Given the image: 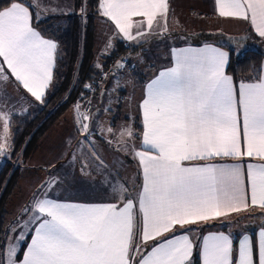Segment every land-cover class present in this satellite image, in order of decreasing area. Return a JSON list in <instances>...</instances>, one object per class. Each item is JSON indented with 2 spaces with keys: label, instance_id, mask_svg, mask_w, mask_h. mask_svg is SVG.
Segmentation results:
<instances>
[{
  "label": "snow or ice",
  "instance_id": "obj_1",
  "mask_svg": "<svg viewBox=\"0 0 264 264\" xmlns=\"http://www.w3.org/2000/svg\"><path fill=\"white\" fill-rule=\"evenodd\" d=\"M215 2L221 17L248 21L254 34L264 39V0ZM98 4V14L113 22L125 41L140 43L147 35L139 30L133 34L134 16L145 17L148 29L155 21L161 32L167 31L166 23L160 25L157 19L167 21V0ZM38 19L36 5L23 0H9L0 8L4 117L11 99L6 93L9 83L21 90V100L31 103L30 95L46 102L57 43L33 27ZM171 53L173 66L146 85L140 104L142 133L136 138H142L144 150L133 148L140 168L137 196L100 204L66 202L51 195L58 179L45 184L23 208L21 217L27 219L10 225L0 247V264H264V228L254 244L247 234L234 240L222 230L205 233L189 227L245 210L249 199L264 209V164L244 160H264V77L235 84L226 74L229 53L210 44L172 48ZM79 111L74 109L76 131L91 144L92 132L83 122L88 117L77 122ZM4 117L0 119L6 138L10 119ZM128 135L133 136L131 130ZM13 145L0 143V156L14 151ZM226 158L240 162L218 163ZM89 159L96 162L92 155ZM85 167L81 164V171ZM97 167L102 170L101 164ZM197 232L201 234L192 235Z\"/></svg>",
  "mask_w": 264,
  "mask_h": 264
},
{
  "label": "rangeland",
  "instance_id": "obj_2",
  "mask_svg": "<svg viewBox=\"0 0 264 264\" xmlns=\"http://www.w3.org/2000/svg\"><path fill=\"white\" fill-rule=\"evenodd\" d=\"M28 3L36 5V11L39 14L38 21L44 20L49 16H61L68 15L73 12L74 0H26ZM178 0H167L169 5V15L167 21L157 19L160 21V25H167V31L161 32L160 26L154 21L153 28L148 29L146 18L132 20L133 28L131 31L135 34L138 30L142 31L146 29L147 35L140 38V43L135 41H128L132 45L145 44L140 52H136L134 56H131L129 60L135 61L136 68L134 73L130 71L125 63L119 66V71L113 75L110 82L109 93L114 101L109 104H100L98 100H95L91 114L101 112V116L97 120L95 117H90V120H84V123L89 124V129L92 132L90 136L91 144L84 142V135L78 134L77 139L71 137V130L76 128L74 122H63L58 130L48 140L43 142L42 146H38L33 149L29 156L25 158L21 164V180L18 188L15 190L12 198L8 202V217L6 219V225L8 229L14 222H20L26 220L27 217H21L23 208L29 205L35 193L40 191L39 186L43 181L47 180L49 175L62 173V183L60 190L64 193L67 199L62 201L76 202L84 204H100L109 202H118L119 199L124 196L136 197L137 196V183L136 176L139 177L140 169L138 167V161L134 156L133 147L135 146L132 137H129L128 131L131 130V124L125 122L123 119L125 116H130L133 120L135 112L138 113L139 102L144 95V88L138 86L136 80L143 79L147 72L152 74V71H157L160 68L166 66L169 62V49L175 46L179 41L190 39L196 35L195 32H203L204 34L221 33L219 31L218 23L209 16L198 15L196 12L191 11L193 19L197 24L196 28L191 27H179L176 26L173 20V13L175 12L176 2ZM178 12V10H176ZM143 21L142 29L139 22ZM160 32V35H154L153 33ZM119 38L118 29L115 28L113 22L107 20V18L101 15L97 20V53L99 58L110 54L115 47V43ZM239 50V49H238ZM239 52V51H238ZM59 50H57V56ZM62 55V52L60 56ZM142 59L144 66L137 63V60ZM100 62V61H99ZM139 83V81H138ZM126 92L123 100H118L117 95L119 92ZM13 92L12 88L6 89L7 96ZM0 93L4 92L0 90ZM11 99L7 103V107L4 109L8 112V116L4 117V112H0V117L5 119H12L17 115L23 116L29 114V112H36L41 108V103L34 105L33 102L28 103L26 100ZM108 98V100L110 99ZM19 101V102H17ZM116 101L121 102L120 118L114 124V114L109 111H105L107 108H115L112 103ZM118 103V102H117ZM102 105L104 107L102 108ZM3 105H0L2 107ZM14 106V107H12ZM115 111V110H113ZM90 114V115H91ZM89 115V114H88ZM82 117H85L80 110L76 114V120L79 122ZM89 118V116H87ZM94 119V120H93ZM98 123L91 127V122ZM4 120L0 119V143H4L6 146L12 143V131L8 128V132L1 135L3 130ZM74 125V126H73ZM99 127V128H98ZM100 139L105 140V145L101 144ZM70 145V147H69ZM59 148L60 151L49 156L46 149ZM70 149V153H73L77 159L72 160L70 153L66 155V150ZM7 151L3 156H0V169L3 163L8 158ZM92 155L96 157V162L89 159ZM130 158L136 166L132 171L131 168L119 163V159ZM47 164H51L53 167L48 168L47 171L41 167L46 168ZM81 164H85L84 171H81ZM97 164H101L102 170L98 169ZM137 170V171H136ZM139 171V172H138ZM109 178L112 181L111 187H109ZM127 185L125 190L124 185ZM62 197L61 194L57 195ZM245 223H249V217L244 216ZM257 219H259L257 217ZM229 221V222H227ZM231 219H228L219 228H225L230 232H233ZM264 224V222H263ZM5 225V229H6ZM200 229V228H198ZM7 230V229H6ZM8 231V230H7ZM206 232L207 230H202ZM200 232L193 233L192 235H199ZM9 242H12L11 236H9Z\"/></svg>",
  "mask_w": 264,
  "mask_h": 264
},
{
  "label": "trees",
  "instance_id": "obj_3",
  "mask_svg": "<svg viewBox=\"0 0 264 264\" xmlns=\"http://www.w3.org/2000/svg\"><path fill=\"white\" fill-rule=\"evenodd\" d=\"M23 3L29 4L26 0H23ZM8 4L9 0H0V8ZM98 7V0H85L83 7L81 0H74L71 14L49 16L44 20L34 21L43 37L57 43L59 55L57 56L56 53L52 83L45 94L46 102L41 103V108L38 111L29 112L23 116L17 115L10 120L9 128L12 131L14 151H7L8 158L0 169V247H3L8 230L6 225L9 213L8 202L19 186L23 160L29 156L33 149L38 148L48 132L70 109L78 106V101L82 105L87 104L86 114H90V111H87L88 106H91L92 110L95 100H98L100 104H109L108 98L112 97L109 93L110 82L113 75L119 71L118 65L121 62L125 63L132 74L134 73L136 62L129 58L136 52H140L145 44L132 45L123 40L120 34L114 50L98 60L97 20L101 17L98 14ZM209 38L230 53L227 73L237 85L240 82L259 81L262 76L264 50L257 46L241 47L240 50L234 49L233 43H230L234 38L223 33L202 37L194 36L190 39L194 44L202 45L210 40ZM141 80L138 79L139 82ZM85 85H89L92 90L86 89ZM124 96L125 92L121 91L117 98L123 100ZM120 105L118 104L117 107L111 108L109 111L114 114V124L120 118ZM136 133L137 137H140L139 124ZM237 217L239 218L230 221L233 224V232L229 233L233 238L238 240L245 231L244 227L254 235V230L257 229L256 223L250 221L243 227L245 217L243 215H237ZM251 217L249 216L250 219H253ZM251 229L252 231H250ZM168 235L171 236L172 233ZM252 238L255 244V237ZM193 258L196 259L195 256Z\"/></svg>",
  "mask_w": 264,
  "mask_h": 264
},
{
  "label": "crops",
  "instance_id": "obj_4",
  "mask_svg": "<svg viewBox=\"0 0 264 264\" xmlns=\"http://www.w3.org/2000/svg\"><path fill=\"white\" fill-rule=\"evenodd\" d=\"M176 5L177 6L175 7V12L173 13L174 14L173 15V20H174V23L176 24V26H179V27L186 26V27L196 28L197 27V24L195 23V21L193 19V15H190V13L192 14L191 11H194V12H196L197 16L198 15H205V16L211 17L213 20H215L218 23V25H219V31H222L221 33H223L225 35H228L230 37H233L234 39H233V41H230V43H233L232 45H233V48L234 49L236 48V49H239L240 50V49H242L241 47L257 46L258 48H261L262 50H264V39H261V38H259L258 36H256L254 34V31L252 30V28L250 26V23L248 21H244V20H241V19H238V18L221 17L219 15L218 6H217L215 0H178L176 2ZM176 10H178V12H176ZM168 15H169V11H168ZM140 18L143 19L144 17L134 16V17H132V20H137V19H140ZM33 27L36 28L34 22H33ZM142 27H143L142 25L141 26H138V29L139 28L142 29ZM36 30L39 31L37 28H36ZM142 31L143 32H146V29L144 28ZM195 33L199 37L206 36V35H208V36L209 35H212V34H204L203 32H195ZM120 35L122 36V34H120ZM209 39L210 40H207L202 45H196V44H194L191 39H186V40L184 39V40L179 41L172 48H185V47L199 48V47H203L204 44H210V45L215 46V47H220L216 43V41H213L211 38H209ZM255 39H257V40H255ZM220 48L222 50L228 52L226 49H224L222 47H220ZM171 49H169V62H168V64L166 66L160 68L157 71H152V74L150 72H147L145 74L144 78L139 83L136 80V83L138 84V86H141V87L144 88V95H145L146 85L152 79L155 78V76L158 74V72L161 71V70H164L165 68H168V67L173 66ZM56 53H57V51H56ZM229 57H230V53H229ZM0 59H2V58H0ZM100 59L101 58L98 57V60H100ZM55 61H56V54H55V60H54L53 69H54V66H55ZM229 61H230V59H229ZM137 63H139L142 66H144V64H145V62L142 59L137 60ZM228 65H229V62L226 65V74L227 75H228V73H227ZM262 77H264V62L262 64V76H261V78ZM51 83H52V81H51ZM51 83H50V85H51ZM50 85L46 89V92L50 88ZM8 88H12V90L16 91V92L11 93L9 95L10 97H12L13 99H17V100L20 99L21 90H17L15 84H13V83L7 84L6 89H8ZM2 95H3V93H0V96H2ZM25 95H27V94L25 93ZM125 95H126V92H125ZM144 95H143L142 99L144 98ZM126 97H127V95H126ZM28 99L29 100H32V102H33L34 105H37L39 103V102L34 101V99L30 97V95L28 96ZM142 99L139 102L138 113L135 112V114L133 116V120H132V118L130 116H125L123 118V119H125V122L130 123L132 121V124H131V131L133 133L132 140L134 141V144H135V146L133 148L136 151H142V150H144V148L142 146V138L141 139H138V140L136 139V137H137L136 128H137V125L138 124L140 125V129H141V133H142L141 112H140V104L142 102ZM104 101H106V99H104ZM108 101H109V103H111L114 100L112 98H110ZM121 102L124 103V101H116V102L112 103V105L113 106H115L117 104L120 105ZM86 105L87 104H84V105L80 104V105H78L76 107H79L80 110L83 112V114L85 116H89L88 120H90V117H92V118L95 117L98 120L99 117L101 116V112H98V113L95 112L94 114L93 113L91 114L92 110H90V114L91 115L90 114L88 115L85 112ZM12 107H14V106H12ZM76 107L70 109L53 126V128L48 132V134L40 142L39 146H42L43 145V142L44 141L46 142L48 140V138H50L58 130L59 126L61 124H63V122H66L67 120H69V122H74V109ZM76 114H78V112L75 113V115ZM90 122H91V125H92L91 127H93L94 124L98 126V123L95 122V123L92 124V121H90ZM2 132H3V130H1V135L3 134ZM71 137L73 139H77L78 138L76 128L75 129L73 128L71 130ZM140 137H141V135H140ZM102 140H104V139H102ZM102 140L100 139L101 144L105 145V140L104 141H102ZM46 151H47L48 155L51 156L54 153L59 152L60 149L59 148H48V149H46ZM69 153H70V149L68 148L66 150V155H68ZM134 156H135V154H134ZM244 160H245V163H252V164L257 165V166H259L261 164H264V160H260V159H254V158L245 157ZM137 161H138V159H137ZM213 162H217V161H213ZM239 162L240 161H238V160H230V159H227V158L224 159V160L218 161V163H224V164H236V163H239ZM119 163L122 164V165H124V166H126V163H127L128 167L131 168L132 171L134 170V167L136 169L135 164L128 157H126L125 159H121L120 158L119 159ZM50 167H53V166L51 164H47L46 168H44V167H41V168L44 169L45 171H47L48 168H50ZM135 176H136V183L138 184L139 183V177H137V175H135ZM57 179L60 181V183L59 184H56V186L53 188V190L51 192V195H52L53 198L62 201L63 199H67V197L64 196V193L62 192V190H60V185H61V183L63 181V179H62V173H57V174H54V175H51L50 174L49 177L47 178V180L45 178V180L43 181V183L40 184V186H39L38 189H40L45 184H52V183H54ZM43 190L44 191H47L48 189H43ZM59 194H61L62 197H58L57 195H59ZM237 215H243V216L247 215L248 217L249 216H252L251 218H253V219H250L249 218V220L252 223H256L257 229L254 230L255 233L253 235V232L251 233V232L247 231V229L244 227L246 224H244L243 227H244V230L245 231H244L243 234L249 235L251 237L252 241H253V238L252 237L254 236L255 237V244H256L258 242V233H259V231L262 228H264V224H263V222H264V209H261L258 205H255V206L251 205L250 199H249V207L247 209H245V210H242V211L237 212V213H232L230 216L225 217V218H222V219H218V220H214V221H209L207 224H197V225H191L189 227L200 228L201 230L206 229L207 231L208 230H211V231L222 230V231H224L227 234L230 231H228L225 228H222V227L219 228V227L221 225H223L224 222L226 220H228V219H235V218L238 219L239 217H237ZM257 217L259 219H257ZM227 222H229V221H227ZM250 231H252V229ZM243 234H241V235H243ZM234 240H236V238H234ZM137 259H139V255H137Z\"/></svg>",
  "mask_w": 264,
  "mask_h": 264
},
{
  "label": "built area",
  "instance_id": "obj_5",
  "mask_svg": "<svg viewBox=\"0 0 264 264\" xmlns=\"http://www.w3.org/2000/svg\"><path fill=\"white\" fill-rule=\"evenodd\" d=\"M88 90H92V88L91 87H89V89ZM91 110V106H88V110L87 111H90Z\"/></svg>",
  "mask_w": 264,
  "mask_h": 264
}]
</instances>
